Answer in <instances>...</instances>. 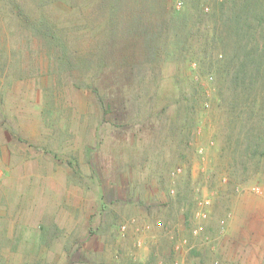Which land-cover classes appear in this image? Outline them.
<instances>
[{
	"label": "rangeland",
	"instance_id": "rangeland-1",
	"mask_svg": "<svg viewBox=\"0 0 264 264\" xmlns=\"http://www.w3.org/2000/svg\"><path fill=\"white\" fill-rule=\"evenodd\" d=\"M197 1L0 0V264H264Z\"/></svg>",
	"mask_w": 264,
	"mask_h": 264
},
{
	"label": "trees",
	"instance_id": "trees-1",
	"mask_svg": "<svg viewBox=\"0 0 264 264\" xmlns=\"http://www.w3.org/2000/svg\"><path fill=\"white\" fill-rule=\"evenodd\" d=\"M210 16L200 8L192 11L195 24L205 17L212 26L205 42L222 52L219 60L209 64V72L221 73L227 96H221L230 123L242 121L241 130L228 136L230 166L240 167L246 176L251 163L258 174L264 171V0H209ZM187 23V21H185ZM218 44V45H217ZM235 129V128H234ZM238 174V175H239ZM197 258L201 253L193 252ZM203 264L202 260L200 262Z\"/></svg>",
	"mask_w": 264,
	"mask_h": 264
}]
</instances>
